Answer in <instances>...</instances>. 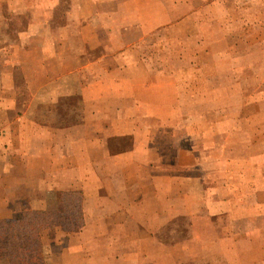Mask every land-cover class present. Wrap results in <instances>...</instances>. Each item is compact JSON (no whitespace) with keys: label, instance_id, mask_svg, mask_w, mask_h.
Masks as SVG:
<instances>
[{"label":"crops","instance_id":"obj_1","mask_svg":"<svg viewBox=\"0 0 264 264\" xmlns=\"http://www.w3.org/2000/svg\"><path fill=\"white\" fill-rule=\"evenodd\" d=\"M249 7L250 47L262 46L264 0H0V25L14 31L0 39V222L80 193L84 225L42 232L44 264H94L100 245L103 264L118 262L135 238L137 264H242L237 253L260 238L264 254V160L232 167L243 139L206 143L210 128L189 114L209 91L212 38L248 44L232 32ZM257 51L250 61H264Z\"/></svg>","mask_w":264,"mask_h":264},{"label":"rangeland","instance_id":"obj_2","mask_svg":"<svg viewBox=\"0 0 264 264\" xmlns=\"http://www.w3.org/2000/svg\"><path fill=\"white\" fill-rule=\"evenodd\" d=\"M251 16L249 7L246 10V13H243L242 15V19H244L241 26L242 31L236 30L232 32L235 35L234 38L237 40L247 34V40L244 39V41H247L248 44L224 47L222 45H214L213 43H215V40L212 38V45L210 46L211 58L205 66L206 72H208L210 78L207 79L208 81L205 79L204 83L206 86H209V91L203 95H196L193 101L197 107L189 110V114L194 117L196 125L202 122L205 124V127L210 128L212 134L206 143L210 141V144H216L222 149V146L227 141L226 136H229L228 141L231 142L243 139L244 147H241L242 152L237 153V158H231L230 161L232 163H230L232 167L234 166V163H236V167H242L244 171H248L250 165H261V161L264 160V157L260 159L253 158V155L258 153L259 148L256 149L258 151L253 148L250 152V143H252L250 140V138H252L250 132L252 133L262 129V126L254 127L250 124V101H256V104L257 102L262 103L264 101V77H262V73H264V61H250V55L254 54L253 48H255V51L258 50L257 52H261L264 50V45L250 47ZM4 26L6 25L3 23L0 25V39L2 36L3 38L12 37L14 34V31L7 29ZM234 38L233 41L235 40ZM214 53H217V55L222 53V56L216 58ZM226 74L229 75L226 76ZM235 74H237L236 77L233 76ZM26 86L25 77L19 78V90L22 92L26 91ZM240 90L243 92L240 93ZM24 96L26 97V94ZM54 112L55 111H53V113ZM240 121H242V126L239 124ZM235 131H242L240 138H237L239 135H234ZM233 142L232 146L234 145ZM236 143L238 144V142ZM256 144L259 143L255 142L254 147ZM217 150L219 151V149ZM218 151H216V153H218ZM245 193L244 190V194ZM263 213L264 212L261 214ZM258 224L264 225L263 222ZM137 241L136 238L130 239L131 249L135 252L129 256H124V260L120 259L121 261L118 262L110 260L109 264H124L128 262H130V264L139 263L140 259L138 255L140 243ZM261 241L262 239L260 238L256 240L255 244H253L256 253L252 250L250 251L252 245L246 246L245 248L246 244H244V251L241 250L237 253L242 264H250V262H254L258 257H264L262 252L259 253L262 251V247H260ZM105 249L106 247L103 245L96 247L94 250V256L92 257L95 262L94 264H103L105 253L102 251ZM187 249L188 248L180 247V249L177 250V255H180L181 259L188 258V255L190 254L184 253ZM236 250L238 251V248ZM237 255H235L234 258L238 260ZM43 260L44 258H42V264H44ZM262 260H264V258Z\"/></svg>","mask_w":264,"mask_h":264},{"label":"trees","instance_id":"obj_3","mask_svg":"<svg viewBox=\"0 0 264 264\" xmlns=\"http://www.w3.org/2000/svg\"><path fill=\"white\" fill-rule=\"evenodd\" d=\"M56 212H25L13 221L0 222V258L10 264H42L41 233L53 227L76 232L84 225L80 193H64Z\"/></svg>","mask_w":264,"mask_h":264}]
</instances>
